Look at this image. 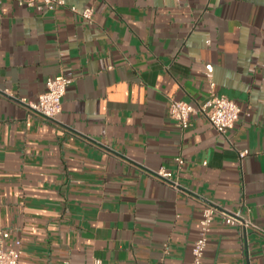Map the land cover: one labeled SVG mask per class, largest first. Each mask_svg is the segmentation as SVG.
Returning a JSON list of instances; mask_svg holds the SVG:
<instances>
[{
    "label": "crops",
    "instance_id": "obj_1",
    "mask_svg": "<svg viewBox=\"0 0 264 264\" xmlns=\"http://www.w3.org/2000/svg\"><path fill=\"white\" fill-rule=\"evenodd\" d=\"M65 1L1 4L4 248L19 264H190L206 202L264 227V0ZM57 74L73 81L44 118L23 99ZM212 93L237 102L235 127L199 111L181 130L171 100ZM202 264H264V235L217 215Z\"/></svg>",
    "mask_w": 264,
    "mask_h": 264
},
{
    "label": "built area",
    "instance_id": "obj_2",
    "mask_svg": "<svg viewBox=\"0 0 264 264\" xmlns=\"http://www.w3.org/2000/svg\"><path fill=\"white\" fill-rule=\"evenodd\" d=\"M2 2L3 0H0V17ZM36 2L43 3L50 9L66 4L65 0H26V3L30 6H33ZM71 9L80 13L86 20L93 21L94 7L89 6L82 10H78L76 6H71ZM72 81L71 77L64 74L50 76L46 80V89L39 94L37 100L29 101L23 99V102L28 104L30 108L40 116L56 119L62 111L63 98ZM212 85L214 86V83H212ZM199 111L203 112L213 126L223 134L235 127L241 115V108L234 99L216 93H212L206 101L200 103L198 106L178 99H172L170 102V116L175 120L177 126L181 130H185L191 126L192 116ZM248 153L249 150H244L240 155L244 157ZM176 163L180 167L184 163V158L181 156L176 157ZM153 174L161 180H167L177 185V183L172 180V172L165 167H161L153 172ZM217 215L222 216L227 224L239 225L245 230L252 228L264 235V227L254 222L249 216H245L241 212H231L213 202H206L200 222V234L194 243L192 261L190 264L203 263L208 234L211 230L212 222ZM8 236V231L0 230V264H19L21 251L19 249L7 250L4 248V240ZM90 264H103V262L101 258L95 257Z\"/></svg>",
    "mask_w": 264,
    "mask_h": 264
}]
</instances>
